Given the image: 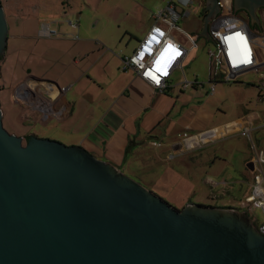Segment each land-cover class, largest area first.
Returning <instances> with one entry per match:
<instances>
[{
	"label": "water",
	"instance_id": "95a60500",
	"mask_svg": "<svg viewBox=\"0 0 264 264\" xmlns=\"http://www.w3.org/2000/svg\"><path fill=\"white\" fill-rule=\"evenodd\" d=\"M207 3L204 37L219 10ZM232 6L259 24L264 0ZM7 33L0 0V56ZM2 115L0 107V264H264V235L245 213L175 209L81 145L36 136L23 144Z\"/></svg>",
	"mask_w": 264,
	"mask_h": 264
},
{
	"label": "rangeland",
	"instance_id": "374dc122",
	"mask_svg": "<svg viewBox=\"0 0 264 264\" xmlns=\"http://www.w3.org/2000/svg\"><path fill=\"white\" fill-rule=\"evenodd\" d=\"M141 1L143 0H2L8 26L6 48L0 56V107L4 128L9 133L21 136L23 144L27 135H34L67 146L74 145L72 142L82 135V131L70 133V129L75 126L74 113L65 120L59 119L54 113L45 116L35 106L38 98L43 104H49V97L37 91L40 87L29 88L28 85H41L44 82L57 84L60 88L65 86L73 64V45L81 38V34L100 31L104 25L106 27L103 30L106 32H121L123 26L136 21L141 11L146 12L136 5V2ZM144 1L151 3L155 0ZM157 1L159 3L160 0ZM190 9L192 14L188 17V23L196 29L199 25V29L202 24L201 5L196 4ZM235 14L248 21L255 34L263 33L264 8L256 10L260 25L252 24L248 13L243 9ZM200 40L206 41V50L215 48L206 37L201 36ZM255 47L262 57L264 47L258 39ZM84 66L83 60L78 67ZM261 71L264 74V67ZM256 79L257 73H245L237 82L218 84L213 93L210 92L209 85L205 84L201 88L202 99L207 101L206 105L214 111L218 120L223 116L225 119H236L244 114L247 118L248 113L255 111L261 116L254 123L263 124L264 90L258 93L254 83ZM84 83L80 82L69 91L67 99L77 97L83 105L86 99L83 96V89H86ZM24 85H27L31 93L22 90ZM22 96L30 98L31 103L22 102ZM61 106L57 108L61 109ZM93 118L86 119L84 126ZM232 125L218 128L210 135L225 133L232 129ZM236 129L241 130L238 127ZM212 136H202L201 141ZM251 136L257 150L262 151L264 126L253 131ZM195 143L197 142L188 146ZM250 144L247 136L233 132L181 152L143 145L136 151L135 159L128 156L126 165L120 170L175 209L180 210L187 205H202L246 211L248 204L245 196L251 194L254 174L260 173L253 161L254 153ZM232 211L235 214L238 212ZM250 213L257 223L264 221L262 208H251Z\"/></svg>",
	"mask_w": 264,
	"mask_h": 264
},
{
	"label": "crops",
	"instance_id": "0c3cea01",
	"mask_svg": "<svg viewBox=\"0 0 264 264\" xmlns=\"http://www.w3.org/2000/svg\"><path fill=\"white\" fill-rule=\"evenodd\" d=\"M168 1L160 0L158 3L155 0L146 3L143 0L136 2L137 7L146 12L141 11L136 17V21L133 20L129 26H123L121 32H106L103 30L106 27L104 25L100 31L82 33L81 38L73 45L70 78L60 89L54 83L27 84L29 88L40 87L37 91L49 97L52 102V112L55 111L54 114L59 116V119L65 120L74 113L75 126L70 129V133L76 134L82 131L80 139L72 142L74 145H81L97 158L110 162L119 169L126 165L128 156L134 158L136 151L143 145L168 148L170 152L186 151L200 146L201 143L214 141L233 132L246 136L242 129L249 127L250 122L254 123L261 116L258 112L249 111L251 113L247 112V118L244 114L236 119H225L223 116L218 120L214 111L206 105L207 101L202 99L201 88L205 84L209 85L214 70L205 49L206 41H201L199 35L203 29L204 18L209 12L206 9L207 0H195L192 5L198 4L202 8V24L199 29L198 25V30L192 28L188 23V17L192 14L190 9L192 6L189 7V16L177 21L180 29L198 37L197 48L188 52L182 60V70L179 68L172 70L166 79L167 86L163 92L157 91L138 77L133 69H121L122 58L134 51L139 40L154 23L152 14L164 8ZM225 2L228 5L232 4V0H225ZM212 13L209 20L216 15L214 11ZM157 24L166 28L163 21H157ZM118 28H120V24ZM169 33L175 40L182 42L187 47V40L178 29H170ZM206 40H208L207 37ZM259 59L261 64L258 69L246 72L257 73L254 83L258 93L264 90L260 88V84L264 82V78L260 77V75L264 76L261 71L264 67V54L262 57L259 56ZM83 60L85 66L78 67ZM184 78L192 82L186 88L181 87ZM82 81L85 82L84 86L86 87L83 89V96L86 98L83 105L80 104L81 101L77 97L67 99L68 92ZM220 83L222 81H215L214 92ZM27 85H24L22 90ZM22 98L24 99L22 102L31 103L30 98L24 96ZM259 99H261L260 96ZM37 103L36 108L46 110V104L41 103L40 98L37 99ZM58 106L59 108L61 106V109L57 108ZM32 107L31 109H33ZM91 117L94 118L84 126V121ZM233 123L234 125H232ZM254 124L253 131H256L261 124ZM228 125H232L231 130L219 135H210L216 129ZM205 135L212 137L201 141V137ZM195 141L197 143L191 147L188 146ZM233 210L244 212L248 216L245 209H241V211L240 208H234Z\"/></svg>",
	"mask_w": 264,
	"mask_h": 264
},
{
	"label": "built area",
	"instance_id": "2783aa9c",
	"mask_svg": "<svg viewBox=\"0 0 264 264\" xmlns=\"http://www.w3.org/2000/svg\"><path fill=\"white\" fill-rule=\"evenodd\" d=\"M194 3L195 0H169L164 8L154 12L152 14L154 23L139 40L134 51L122 58L121 69H133L138 77L157 91L163 92L167 86L166 79L171 73L165 75L169 71L167 66L162 64L157 69L155 61L161 53H165L168 59L176 61L175 68L182 70V60L188 52L197 48L198 37L184 32L177 25L180 18L189 16V7ZM218 5L219 12L209 20L207 32V39L215 46L214 49L207 50V55L214 66L209 82L211 93L215 90L214 83L217 80L235 82L241 74L252 70L256 71L261 64L255 47L257 39L264 47V30L261 35L255 34L248 21L235 14L236 11L232 4L228 5L225 0H218ZM157 21H163L166 28L159 26ZM258 25H260V21ZM170 29H178L185 36L187 47L170 35ZM260 77L264 78L263 75ZM190 84L192 82L184 78L181 87L186 88ZM260 86L261 89H264V82ZM48 102L49 104L45 103V111L39 109V111H43L45 116L52 112V102L50 100ZM263 126L264 123L259 127L262 128ZM254 129L255 124L250 122L249 127L242 129V131L251 143L250 146L254 153L253 161L260 172L254 174L251 194L245 196V202L248 204L246 213L250 220L256 222L250 213V209L260 207L264 211V148L262 151L257 150L252 141L251 133ZM256 225L258 231L264 235V221L256 222Z\"/></svg>",
	"mask_w": 264,
	"mask_h": 264
},
{
	"label": "clouds",
	"instance_id": "9594fccd",
	"mask_svg": "<svg viewBox=\"0 0 264 264\" xmlns=\"http://www.w3.org/2000/svg\"><path fill=\"white\" fill-rule=\"evenodd\" d=\"M162 64H165L167 66V69H169V71L165 74L167 75L168 73H171L172 70L175 68L176 61L168 59L165 56V53H161L155 61V67L159 69Z\"/></svg>",
	"mask_w": 264,
	"mask_h": 264
},
{
	"label": "flooded vegetation",
	"instance_id": "af4514ba",
	"mask_svg": "<svg viewBox=\"0 0 264 264\" xmlns=\"http://www.w3.org/2000/svg\"><path fill=\"white\" fill-rule=\"evenodd\" d=\"M1 4H2V0H1ZM259 8H264V7H259ZM259 8H257V9H259ZM256 9V10H257ZM259 18V17H258ZM7 44V43H6ZM27 87H25L24 88V90L25 91H27V92H29V93H31V91L30 90H28V88L26 89ZM31 136H34V135H27L26 137H25V142L24 143H26L27 142V140L31 137ZM118 168V167H117ZM119 169V168H118ZM120 170V169H119ZM220 208H223V209H231V210H233L234 208H231V207H221L220 206ZM237 213H244V212H237ZM249 218V220H250V217H248ZM250 224H248V227H249V229H250V231L252 232V233H254L255 235H257V236H259V237H262V235H261V233L258 231V229H257V225H256V222H253L252 220H250V222H249ZM262 238H264V237H262Z\"/></svg>",
	"mask_w": 264,
	"mask_h": 264
}]
</instances>
